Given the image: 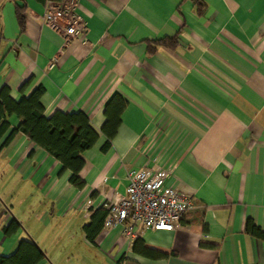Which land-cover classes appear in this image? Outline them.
<instances>
[{"label": "crops", "instance_id": "0c3cea01", "mask_svg": "<svg viewBox=\"0 0 264 264\" xmlns=\"http://www.w3.org/2000/svg\"><path fill=\"white\" fill-rule=\"evenodd\" d=\"M86 24L76 39L44 20L47 4L0 0V91L13 100L45 88V115L84 112L99 134L83 154L77 189L61 162L17 134L0 140V255L22 240L45 253L39 264H264V0H62ZM26 6L25 31L17 17ZM179 36L175 49L149 44ZM128 102L112 146L104 152L105 106ZM12 128L20 124L9 119ZM172 172L167 185L193 197L173 231L105 223L94 241L93 211L127 196L128 175ZM18 223L7 234L5 228ZM142 239L170 254L151 260L133 252Z\"/></svg>", "mask_w": 264, "mask_h": 264}, {"label": "trees", "instance_id": "16d2710c", "mask_svg": "<svg viewBox=\"0 0 264 264\" xmlns=\"http://www.w3.org/2000/svg\"><path fill=\"white\" fill-rule=\"evenodd\" d=\"M44 4L48 2L58 3L62 0H37ZM198 13L203 14L205 4L203 0H194ZM26 6L18 7L17 17L22 33L25 31ZM1 33V21H0ZM179 44V36L165 37L149 44L150 53L156 52L160 47L175 49ZM32 79L26 81L20 88L22 98L15 101L10 96L9 88L0 91V140L10 130V134L4 140L2 148L7 147L14 137L22 133L36 146L46 151L52 157L61 162L63 171H70V182L77 189H83L86 185L80 173L85 165L83 154L91 150L99 140V134L91 125L89 117L84 112L66 113L57 111L51 117L45 115L42 98L45 88L37 87L29 96L25 91L31 84ZM126 99L115 94L105 106L106 122L102 134L106 137V143L102 150L106 152L112 146V141L117 136L122 123V116L127 109ZM17 116L20 124L12 128L9 119ZM108 215V210L102 207L93 211L91 222L86 226L87 237L94 241L101 231ZM19 224L14 222L5 228L7 234H12L19 229ZM246 233L258 239L264 240V232L249 220L246 225ZM133 252L151 260L166 259L170 254L149 248L142 239H136L133 243ZM45 259L44 251L32 240H22L17 249L8 256L0 255V264H39ZM122 259L118 264H123Z\"/></svg>", "mask_w": 264, "mask_h": 264}, {"label": "built area", "instance_id": "2783aa9c", "mask_svg": "<svg viewBox=\"0 0 264 264\" xmlns=\"http://www.w3.org/2000/svg\"><path fill=\"white\" fill-rule=\"evenodd\" d=\"M44 14L47 25L63 34L66 39H76L86 32V24L75 10V5L48 2ZM172 172L162 169L132 171L128 175L127 196L103 207L108 210L106 227H116L130 222L131 237L137 227L146 230L173 231L183 218L193 210V197L167 185Z\"/></svg>", "mask_w": 264, "mask_h": 264}]
</instances>
